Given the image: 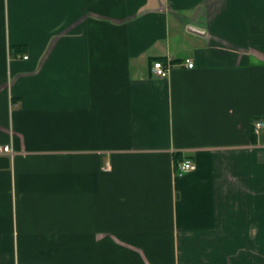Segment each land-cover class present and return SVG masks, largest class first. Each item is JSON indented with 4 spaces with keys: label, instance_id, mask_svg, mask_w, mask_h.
<instances>
[{
    "label": "crops",
    "instance_id": "crops-1",
    "mask_svg": "<svg viewBox=\"0 0 264 264\" xmlns=\"http://www.w3.org/2000/svg\"><path fill=\"white\" fill-rule=\"evenodd\" d=\"M257 120L264 0H0V264H264Z\"/></svg>",
    "mask_w": 264,
    "mask_h": 264
},
{
    "label": "built area",
    "instance_id": "built-area-1",
    "mask_svg": "<svg viewBox=\"0 0 264 264\" xmlns=\"http://www.w3.org/2000/svg\"><path fill=\"white\" fill-rule=\"evenodd\" d=\"M25 58L26 56L24 57V59ZM179 63L189 69L194 66V62L192 61V59L190 60L188 58H183ZM173 65H175V63H173L169 59H163V61L161 59L154 60L150 67V71L155 77L164 79L169 74ZM263 125L264 123L260 122V120L255 121V132L259 131L260 129H263ZM2 154H12L11 147L9 144L0 143V156ZM194 169L195 165L193 163V160L191 159H185L182 162H177L174 165V172L180 176Z\"/></svg>",
    "mask_w": 264,
    "mask_h": 264
}]
</instances>
